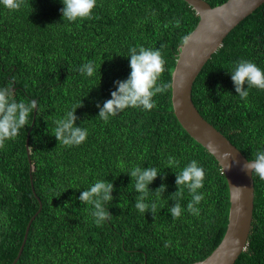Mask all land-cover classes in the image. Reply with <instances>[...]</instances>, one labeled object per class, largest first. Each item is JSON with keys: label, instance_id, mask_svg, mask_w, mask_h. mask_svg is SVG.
Instances as JSON below:
<instances>
[{"label": "trees", "instance_id": "16d2710c", "mask_svg": "<svg viewBox=\"0 0 264 264\" xmlns=\"http://www.w3.org/2000/svg\"><path fill=\"white\" fill-rule=\"evenodd\" d=\"M205 1L216 7L228 0ZM62 7L61 0H25L19 10L0 4V88L12 87L17 101L38 102L35 123L34 110L18 136L0 149V264L17 258L39 199L42 211L17 264H191L206 259L227 231L230 190L218 161L178 121L172 87L154 97L157 107L151 111L127 108L105 122L97 107L111 98L116 80L129 76L131 47L165 44L160 82L172 85L182 37L194 31L199 15L183 0H97L93 19L67 22ZM174 18L181 27L174 26ZM241 59L264 69V5L228 35L192 94L200 114L249 159L264 151V90L248 89L247 99H240L230 71ZM88 61L96 65L92 77L79 72ZM75 104H82L76 123L88 137L79 146L59 145L52 135L54 121ZM169 155L178 167L167 168ZM192 160L206 173L200 215L187 210L191 195L185 188L179 200L182 214L173 219L168 209L176 203L170 199L178 191L176 172ZM137 165L161 172L150 190L168 186L155 216L135 208L138 193L128 173ZM254 179L252 229L236 264H264V180ZM96 180L114 185V199L105 205L112 216L102 226L95 224L92 206L78 199ZM169 240L171 246L165 247Z\"/></svg>", "mask_w": 264, "mask_h": 264}, {"label": "clouds", "instance_id": "9594fccd", "mask_svg": "<svg viewBox=\"0 0 264 264\" xmlns=\"http://www.w3.org/2000/svg\"><path fill=\"white\" fill-rule=\"evenodd\" d=\"M63 7L60 9L63 21L76 22L78 20L93 19L94 10L97 7V0H61ZM6 9L19 10L25 4V0H0ZM174 26L181 27V20L174 18ZM165 28L169 25L165 24ZM192 39V34L182 37V44L187 45ZM205 38L200 37L197 43H204ZM166 45L162 44L159 49L144 46H135L129 49L130 74L124 80H116V90L111 92V98L105 100L103 105H97L100 109L98 117L108 122L110 117L116 116L119 112L127 108L143 109L151 111L157 107L154 97L158 94L167 92L172 85L170 83H161L160 78L166 70V60L162 55L161 49ZM195 50L192 55H195ZM79 72L88 77L94 76L96 65L93 61L84 63ZM231 79L235 91L241 100H246L249 96L248 89L258 88L264 90V69H261L251 60L241 59L232 67ZM247 85V88L245 87ZM82 104H75L70 110H67L62 118L54 121L55 127L52 135L58 140L59 145L67 147L79 146L83 144L88 137V130L82 126H77L79 117L76 115L77 108ZM38 109V102L31 100L24 102L17 101L12 87L0 88V149L5 147L6 141L15 139L20 130L24 128L29 121L30 115ZM219 150V149H218ZM225 168H231L232 164L228 161L234 159L231 151L222 153ZM143 159V157H141ZM235 163L240 164L239 160ZM167 168H176L179 161L172 155L166 160ZM123 167V163L118 165ZM242 171L264 180V151H257L253 158H249L241 165ZM134 183L136 196L135 208L142 214L151 212L154 216L160 205L162 194L167 190V184L162 183L154 191L150 190L149 185L161 175L158 168L149 166L147 168L139 165L131 168L128 173ZM205 169L197 160L190 161L182 170L176 172V185L178 191L172 194L170 199L176 201L175 205L168 211L173 219L180 218L182 206L179 200L183 198L184 189L187 188L191 195V200L187 204V210L195 216L200 215L198 205L204 200V194L199 190L204 187ZM162 180L166 177H161ZM239 191V186L236 188ZM114 185L107 180H96L90 187L84 190L78 199L83 204L92 206L91 215L97 226L110 219L112 214L105 205L113 201L112 195ZM171 241L165 242V247H170Z\"/></svg>", "mask_w": 264, "mask_h": 264}, {"label": "water", "instance_id": "95a60500", "mask_svg": "<svg viewBox=\"0 0 264 264\" xmlns=\"http://www.w3.org/2000/svg\"><path fill=\"white\" fill-rule=\"evenodd\" d=\"M183 1L196 11L200 21L191 33L192 39L187 45H182L178 55L172 76L173 109L187 133L220 164L228 182L231 204L229 223L223 240L206 259L191 264H236L248 247L255 209V179L251 174L242 171L241 165L248 160L247 157L200 114L193 102L192 94L198 76L213 55L223 46L228 35L264 5V0H228L216 7H212L205 0ZM200 37L205 38L204 43H197ZM194 50L196 54L192 55ZM37 110L34 113L33 124L37 117ZM29 143L30 132L27 138L28 151ZM224 151L233 153L234 159L228 161L232 164L231 168H225L222 156ZM235 160H239L240 164L235 163ZM237 186L239 191L236 190ZM39 202V210L31 218L18 256L12 264H17L21 258L32 223L42 211L43 204L40 199Z\"/></svg>", "mask_w": 264, "mask_h": 264}]
</instances>
